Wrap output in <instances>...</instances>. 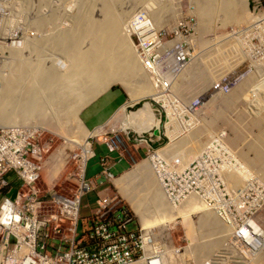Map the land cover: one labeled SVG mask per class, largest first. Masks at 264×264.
<instances>
[{"label":"rangeland","instance_id":"1","mask_svg":"<svg viewBox=\"0 0 264 264\" xmlns=\"http://www.w3.org/2000/svg\"><path fill=\"white\" fill-rule=\"evenodd\" d=\"M104 1V3L108 2L104 5L108 8L109 5H114L113 1L116 0ZM168 1L169 2H167V0H121L119 1L120 3H116L115 7L113 8L118 11L117 14L121 13V9L125 10L126 12H131L125 18V22L123 21L121 23L123 24V32L127 34V32L129 31L127 25L135 16L142 15L149 18L151 17L150 10L151 8H153V6H156L157 4H163V6L171 5L170 8L167 7L168 9L164 12V15L160 17V25L158 29H163V34H166L168 37H173L175 27L180 24L181 27H179V31L183 36H195L196 40H194V43L196 42V48H193L192 53L194 55V60L190 64L192 66V70L190 71L191 66L186 69V72H189L191 75L184 71L185 73H179L180 77L178 76L172 81L170 78H160L161 80H167V82L171 81V85L164 87V89L166 90V94L172 96L175 100H182L186 104L193 100L201 99L202 101L199 111L196 113L191 110L190 112L195 115H189L181 120L185 125L184 135H182L181 137L177 136L175 133L176 125L175 120L173 119L174 116H178V114L180 117V109H172L167 113L172 118L167 123L170 129L167 127V125L164 127L163 122L166 121V119L164 114L165 112L163 110H165L166 108L162 110V108H160L156 101L158 100V98L161 99V97H165L166 95L161 92L163 87L159 89L163 84L154 85V82L152 81L154 75L150 74L149 72V75L151 77L150 85L153 83V90L150 89L151 91L145 88V90L147 91H141L143 93L136 95V93L140 92L137 90V83L139 82V78L136 77L132 80L131 83L133 85L129 88L117 81L110 83L108 87H106L99 93L101 94L108 88H119L124 93H126V96L133 103L131 104L132 107L128 108L126 112L124 111L123 107L121 110L122 115H118V113L117 115L113 116L112 120L100 131L101 133L104 130L112 132L111 136L113 141H115L116 144H120V142L122 141L127 142L126 137L122 132V128L124 129L125 126L129 128L132 127L137 133L145 132L148 127H150L149 130H151V132L156 129L158 130L163 140H161V145L156 147L161 149L158 150V153L155 155V157L158 156L161 159L160 161H165L167 160L165 156H180L182 160L186 162L187 165H189L188 170L194 173L197 172L193 169L196 168V163L194 162L196 158L211 141L220 139L223 146H225L231 152L230 156L224 157L223 155V158H226L228 163L230 162L231 164H235V173L232 168L228 169L229 167L226 161H224V163H226L227 165H222L221 168L226 167L227 169H225L226 171L221 173L219 171H217L219 173L212 172L210 163L207 161H202L201 165L203 171L199 172L201 175L204 174L209 176V180L207 181V183L209 184L206 186L205 183L201 180L203 177H199L198 188L191 190V192L195 194H189L188 198L194 197L196 195L195 198L197 200V203L199 205L204 204L205 209L208 210L210 208V210L214 209V207L209 203H217L218 210L220 212V215L217 218L222 223V226L226 227V229L229 228V230H227L228 233L226 231L228 235L224 233L226 236H224L225 238L223 239V241H221L217 246L214 245L213 249L206 255H204L200 261L195 260L193 257H191L192 255L189 251L193 250V246L196 245L195 243H198L199 241L209 243L210 241H214V239L220 236V234L216 233L215 231H210L209 234L202 235V239L199 240L196 238V227L201 216V212L199 210L188 211V213L186 212L184 216L173 215L174 217L168 218L166 220V223H164L163 225H161L159 222H153L151 223V228L148 229L146 227H143L140 218L131 209L129 203L125 200L123 193L119 191V188L114 184V182L117 181V179H126L122 180V183L126 186L125 191L128 192H126V194L131 196V198H135V196V199L139 198L140 200L138 201H141V205L144 204L142 202L146 203V199H144V201L142 200L143 197L148 196L147 190L149 189H147V187L150 188L148 186L149 181L147 183V180H144L146 177L141 176L142 174L138 171L137 168L140 165H144L147 167L151 165L148 164L145 158L138 159L137 161L130 160L128 162V166L122 164L113 167L110 170L113 174V180L111 182L105 181V193L102 195L105 198H117V200H119V205H122L127 209V212L133 218L132 223L128 226V230L140 232L142 234L140 230L141 228L143 230L145 229V232L151 229L150 232L153 233L154 236H157L155 237V243L158 245V249L162 252L161 255H164V253L167 255L169 264H201L204 262H213L216 264H264V177L262 176L261 172L258 173L261 166L257 168L255 162L253 161L256 158L257 151L256 149L252 148L251 145L255 142L257 137H260L261 134L264 133V120H261V118L259 117L260 115L264 117V94L258 91H254V89L252 90L253 85L256 81L255 76H252L251 79H249L248 77L244 78V81H242L233 90H231V92L224 93L223 95H218L217 93L212 92L210 90V87L213 83L220 80L224 75L229 74L230 71L232 72L233 69L236 70V66H232V69V67H230L229 65L228 67L231 69H229V72L227 71V69L218 66L220 62L219 60L221 58L216 51L221 47L215 45V37L220 36L227 30H229L232 26L237 25L225 23L222 24L221 27L220 22L216 20L217 22L214 21L213 24L201 28L199 26L200 16L198 14V9L200 8V6H204V1ZM20 2L22 4H25L26 0H0V3H2L0 4V9H2L0 10V15H2L0 16V26L8 24L7 19L10 18V11L12 10V8L15 7V9H21L19 8V6L22 5L20 4ZM28 2L31 3L30 5L34 6H32V8L31 6L27 7H30L32 9L31 10L29 8L31 13H35L34 9L37 4L38 6L39 3L41 4V0H29ZM51 2H54V5H50ZM78 2V0H43L42 8L43 10H45L44 12L51 11L49 12L51 15L55 10H57L55 16L58 14V19H56V22L53 23L56 26H54L52 23H48L45 28L46 31L44 30L45 32H38L35 30V35H38L37 40H41L44 38L43 36H41V34H47V32L52 33L51 31L54 32L61 26L62 28L67 26L69 27L71 25V14L75 15L74 13H76V8L79 5ZM237 2L238 6L239 4H241V6H239V9H241L244 14V8L248 0H237ZM131 3H136L137 5L135 6ZM94 5L96 6H94V11H89V14H91L93 20L99 21L101 19L99 15V9L102 7V3L95 2ZM254 7H262V3L258 0H254ZM3 11L5 14H3ZM17 14H20V12H18ZM35 14H40L41 16L43 13L39 11ZM50 15L47 13L46 18L50 17ZM52 27L53 29L55 27H57L58 29L55 28V30H53L51 29ZM34 32L32 33L34 34ZM145 35L147 37L149 36L147 34ZM206 44L208 45V49H206ZM86 47L87 43L85 41L81 44V48L84 49ZM215 47H217L216 50ZM211 48L213 49L211 50ZM20 50L23 58L32 56V54L29 55V50L24 46ZM134 53L136 55V52ZM49 55H51L52 57H45V66L49 67L53 63L52 62L50 64L51 60L55 61V63H57V61H61L59 62V64H61V68L63 67L62 56L57 51V48L56 51H52ZM253 57L258 59L256 56ZM231 63L233 62H229V64ZM139 65L141 64L139 63ZM262 69H264V64L262 66ZM182 75L186 77L183 78ZM246 80H249L248 83L245 82ZM236 88H239V90H236ZM95 92L96 94L93 95L94 97L91 96L92 98L90 99H94L97 95H99L97 91ZM84 105L85 104L79 106L78 112ZM65 109L66 114L65 112H62L64 113V115L61 118L55 119V121L53 120L54 118L50 117V115H46L45 119L40 118V120H38L39 123L37 120H35V122L34 120L23 122L16 121L15 123L9 125L0 122V126H5V130H14V134L21 133V138H25L26 141L33 142L35 145L38 144L43 149L44 160H48L46 162L43 161L40 178L37 181V186L41 190V193L46 194V192H56L59 195L61 194L67 197H71L76 188L74 179L76 178L77 173L79 171H82L83 169V166L81 165L82 161L78 158V156H80L81 154L83 155V160L85 157L82 147L80 146L83 137L79 138L78 135L81 131H83L84 128L77 117L78 112L74 120H72L71 118L65 117L68 116V112L70 110L68 108ZM159 113L162 116L161 120H164L162 122L161 128L159 125ZM119 116L123 118V124H119L118 120L121 118H119ZM180 128L181 130L183 129L182 124H180ZM236 130L237 132H239V134H237ZM83 132L89 135V133H87L85 129ZM99 132H97L96 134H98ZM191 132H196L199 135L195 134L194 138H191L190 136H193L189 135L191 134ZM96 134L94 136L97 137L98 135ZM103 134L100 137H103ZM159 134L157 135L158 137H160ZM176 141L178 142L177 145ZM86 142L90 144L88 138L86 139ZM104 153H107L106 149H104ZM173 153L174 155H172ZM52 157L55 158L54 162H52ZM57 159L58 163L56 164L58 165L55 164V162H57ZM250 161L252 163H250ZM125 168V172L119 174ZM149 168L150 171L146 172V174L149 173L150 175H152L150 176L147 174L150 179L153 180L154 184L156 183L157 185L161 186L162 184L156 172L153 170V168H151V166ZM95 171H99V168L96 167L92 169L91 167H89V176L92 175ZM218 174H221L223 177L228 178H226L225 180L220 177L223 180V183H220V181H217L219 176ZM230 180H232V184H235L232 185L230 183ZM47 184H50V187L52 188L51 190L46 189ZM150 185H153V183H150ZM159 186L157 187L159 188ZM153 187L156 188L155 186ZM161 190L164 191V188H162ZM90 196L92 198L96 197L95 191H91L89 193V197L82 198L79 213V216L81 218L90 216L91 211L95 207H97V205L95 206L94 200H91ZM186 200H184L183 203ZM183 203L181 204L183 205ZM181 204L178 205V203H172L170 205H172L173 208L178 209L181 207ZM87 206H89V208ZM214 211L216 212L215 209ZM252 222L258 226V230L255 231L254 235H252L251 231L249 229L247 230L246 228V226H249V228H251ZM242 228L248 231L249 236L245 235V237H243L244 239L240 240L238 238V233ZM82 229L83 227L80 223V225H78L77 227L78 234L82 231ZM241 232L244 233V230H242ZM169 243L176 250L187 249V254L184 257H181L179 254L180 252L176 251L175 249L173 250L174 253L179 254V256L176 254L175 256L173 253H171L170 249L166 251L164 248H167ZM253 245L255 246V251L252 250L254 248ZM189 248L191 249L189 250ZM163 257L164 258H162L161 256L160 258L164 263L165 256Z\"/></svg>","mask_w":264,"mask_h":264},{"label":"bare ground","instance_id":"2","mask_svg":"<svg viewBox=\"0 0 264 264\" xmlns=\"http://www.w3.org/2000/svg\"><path fill=\"white\" fill-rule=\"evenodd\" d=\"M17 1H20V0H17ZM28 1L29 0H26L25 4H22L20 2V4L22 5L19 6V8L21 9H15V7L12 8V10L10 11V18L7 19L8 24L0 26V35H4L2 46L4 48H7L5 51L7 54H5L4 57H2L3 59L0 62V122L1 123L3 122L4 124L9 125V124L15 123L16 121L23 122V121L34 120L35 122V120L38 121L40 120V118L45 119L46 115H50V117L54 118L53 120L55 121V119L61 118L64 115V113L62 112H65L66 110L65 108L70 109L68 112V116H65V117L71 118L72 120H74L78 112L79 106L90 102V100H92L90 99L92 98L91 96L96 94L95 91H97L99 94L102 90L108 87L109 84L112 82L118 81L124 84L125 86H127V88H129L133 85L131 83L132 80L138 77L139 82L137 83V90L140 92L136 90L138 92L136 93V95L143 93L141 91H147V90L151 91L150 89L153 90V86H152L153 83L150 85L151 77L149 75V71L145 70L142 67V65H139L138 63L139 60L137 58V55H135L134 53L135 48H134L132 39L130 37L131 32H128L127 33L128 35H127L126 33L123 32L124 29L122 30L123 24L121 23L125 20V18L131 12H126L125 10L121 9L120 10L121 13L117 14L118 11L115 8H113L115 7V4L116 3L119 4L120 3L119 1L121 0L113 1L114 5L112 6L109 5L108 8L104 6L105 4L108 3V2L104 3L105 2L104 0H78L79 5L76 8L77 11L76 13H74L75 15L71 14V18H70L71 25L69 27L67 26L63 28L61 26L59 27V29L57 28L58 27L57 26L55 28H57L58 30L54 32L51 31L52 33L47 32V34H41V36L44 37L41 40H37L38 35H35V32L36 31L45 32L46 31L45 28L48 23H52V24L55 23L56 22L55 20L58 19V14L55 16V13L57 12V10H55L51 15L49 13L51 11L44 12L45 10H43L42 8L43 0H41V4L39 3V6L37 4L34 9L35 13L39 11L43 13L40 16V14L37 15L35 13L30 12V9L32 8L33 5H30L31 3H29ZM202 1H204L203 3L204 6L202 7L200 6V8L198 9L199 10L198 14L200 16L199 26L201 28H204L210 24H213L214 21L216 20L220 22L221 27H222V24H225V23H231V24L237 25V27H240L242 24L248 23L251 20V17L249 15L250 11H248L247 4L244 8L245 9V12H244L245 15H244L243 11L239 9V6H241V4H239L238 6L237 0H202ZM258 1L262 3L261 0H258ZM95 2L102 3V7L100 9L98 8L100 11L99 15L101 17L99 21L93 20L91 14H89L90 13L89 11L94 9ZM167 2L169 1L167 0ZM131 4H134L135 6L137 5L136 3H131ZM50 5H54V2H51ZM28 6H31V8L30 7H29L30 9L27 8ZM167 7L170 8L171 5L163 6V4L162 5L157 4L156 6H153V8H151L150 10L151 12L150 19H152L154 25H156L157 27H159L160 17L164 15V12L168 9ZM18 12H20V14H17ZM47 13L50 15V17L48 18H46ZM3 14H5L4 11H3ZM253 21L254 20H251V22ZM53 27L51 29H53ZM55 28L53 30H55ZM25 31L31 35L28 37L27 36L21 37L19 41H15L13 39L15 35H17L19 32L25 33ZM237 31H238V28H235L234 31L230 35H227L222 40L223 47L220 46L222 49L218 48L219 50L216 51L221 58L219 60L220 62L218 66L221 68L227 69L228 72L230 69L228 67L229 65L230 67L232 66L235 67V65L237 64L247 63L250 59H251V62L256 60V58L254 57L251 58V55L245 54V52H240L235 46L237 42L236 36H239V33H237ZM32 32H34V34ZM128 36L130 39L128 38ZM85 41L87 43V47L82 49L81 44ZM176 44H177L176 42L169 43L168 47L174 48ZM23 46L29 50L30 52L29 55L32 54V56L28 58H23L21 54V50H20L23 48ZM205 46H207L206 49H208V45L206 44ZM56 48L59 54L62 56L63 67L61 68V64H59V62L61 61H57V63H55V61H51V60H50V64L52 62L53 63L49 67L45 66L44 65L45 57H48V58L52 57L49 54H51L52 51H56ZM216 48L217 47H215V50ZM209 49H210V45H209ZM212 49L213 48H211V50ZM228 61L229 62L232 61L233 63L229 64ZM141 63L142 62H140V64ZM190 66L191 65H189L188 67ZM255 66L256 67L253 69V71L260 69L258 65H255ZM188 67L186 69H188ZM190 68H191L190 69L191 71L192 66ZM245 68L246 67L234 70L232 72V75H236L237 73H240L242 70H245ZM186 69L184 70L185 72L187 71ZM157 70H158V67H156V69L153 72H150V74H153L154 76H156ZM184 71L180 73L183 74L185 73ZM186 73L190 74L189 72H186ZM229 73H231V71ZM163 75L164 74L162 73L161 76ZM184 77L186 76H183V78ZM145 88L147 90H145ZM167 127L169 128V125H167ZM83 131L79 133L80 136L78 135V137L79 138L83 137V139L81 140L82 142L80 141L81 142L80 146L82 147V150L85 154L84 160H86L88 158H91L92 156L88 157L89 146H88V143L86 142L88 135ZM10 134H13L15 137L19 136L25 146H28V145L31 146L34 144L33 142L26 141L25 138H21L20 136L21 133L14 134V130H12ZM195 134L199 135L196 132H193V133L191 132V134L189 135H193L190 137L194 138ZM177 144L178 142L176 143V145ZM172 155H174V153ZM81 156L83 158L82 154ZM154 158L159 161L161 160L158 156ZM47 160L48 159H46L45 162ZM52 160H53L52 162H54L55 158L52 157ZM84 160L83 159L81 160L82 161L81 165L83 166V168H84ZM56 163L57 162H55V164ZM149 167L144 166V165H140L137 167L138 171L142 174L141 176L146 177L144 180H147V183L149 181L148 186L150 187V188L147 187V189H149L147 190L148 191L147 192L148 196H146L147 198L143 197V200H142L144 201V199H146L147 202L146 203L142 202L144 203L142 205L140 203L141 201H138L140 200L139 198L135 199L136 198L135 196V198L132 197L134 198L132 199L131 196L126 194L127 192L125 191L126 186L122 183L123 182L122 180L124 178L122 180L117 179V181H115L114 184L119 188V191L123 193L125 200L129 203L134 213L138 215L142 226L148 229L151 228V223L153 222L154 223L159 222L161 225H163L164 223H166V220L168 218L174 217L173 215L184 216L186 212L188 213V211L199 210L201 212V216L199 218V222L196 227V230H197V233L195 235L196 238L200 240L203 238L202 235H207L209 234L210 231H213V232L215 231L216 233L220 234V236L215 238L214 241H210L209 243L200 242V241L198 243H195L196 245L193 246L194 248L192 247L193 250L189 251L191 252V255H192L191 257H193L195 260L201 261L202 257L206 255L208 252H210L213 249L214 245L217 246L218 244H220L221 241H223V239L225 238L224 236H226L224 233H226V231L229 230V228L226 229V227L222 226V223L217 218L220 215L217 203L215 202L209 203L211 206L214 207L217 214L214 211V209L210 210L211 209L210 208L208 210V209H205L204 204L199 205L195 198L196 195L195 196L192 195L194 197L188 198L184 203L183 201L186 198L181 200L182 201L181 203H183V205L180 203L181 204L180 208L178 209L173 208L172 205H170L172 203L169 202L170 201L169 197L165 195L167 193L166 190L164 191L161 190L164 187L162 185L159 186L156 183L154 184L153 180L150 179V177L148 176L150 174L149 173H147L148 175L146 174V172L150 171ZM182 170L184 171V169ZM235 171L236 170H234V173ZM259 172H261L262 176L264 177V164L261 165L258 173ZM218 175L219 176H218L217 181H220V183H223V180L220 177H222L225 180L226 178H228V177H223L221 174H218ZM15 177L18 180L16 175ZM197 177L198 175L194 176V178H197ZM202 177L203 178L201 180L207 186L209 184L207 183V181L209 180V176L203 175ZM39 178H40V174H39ZM112 180L113 178L110 180V182ZM232 180H230V183L232 182ZM37 181L35 182L34 187L39 192L40 195H47L48 193H51L52 195L59 196V194L56 192H46V194L41 193V190L37 186ZM150 183H153V185H150ZM103 184H106V183L103 182ZM153 186H155L156 188H154ZM157 186H159V188ZM24 190L26 191V189ZM31 194L32 193H28V195H31ZM192 194H195V193H192ZM61 196L63 198V204L66 205L67 207H72L70 205L71 203H69V199L72 198V195L71 197H67L64 195H61ZM36 197L40 199L37 194H36ZM43 201L49 202L50 194H49V198ZM81 202H82V199H81ZM80 207H81V203H80ZM73 208L76 209V207H73ZM51 210L53 213H56V208L52 207ZM79 213H80V208H79ZM55 227H58L60 229L64 227L65 229H68L67 231H63L65 233H69L72 229L71 225L68 222H64L60 219H56L47 230V234L49 237H52L53 235H55L56 233ZM140 230L142 232V234L141 233L140 234L143 239L142 248L145 249L144 254L147 259L146 258L143 260L138 259L136 261L128 262L127 264H148L150 260L151 261L149 264H164V263L169 264L167 260V255L165 253L164 255H161L162 252L158 249V245L155 243L156 241L155 237L157 236L156 235L154 236L153 233L150 232L151 229L146 232L144 231L145 229L143 230L141 228ZM257 230H258V226L252 222L251 223V234L254 235L255 231ZM245 235L249 236V233L248 231L244 230V233L241 232L238 235V238L240 240H243L244 239L243 237H245ZM170 246L172 245L169 243L168 247L164 249L166 251L170 249L171 253H173L174 255L176 254L178 256L180 254L181 257H184L187 254V249L176 250L175 248H173V246L172 247ZM174 249L180 253L179 254L174 253L173 251ZM190 249L191 248H189V250ZM19 254L13 258L15 261V264H38L37 260L42 261V258L36 259V255H39V254H36V255L31 254V250L27 252H25L24 250L23 252H20ZM19 256H21L20 259H19ZM33 256L35 258H33ZM161 256L162 258H164L163 256H165L166 261L164 260V263L160 258ZM6 264H12V262L10 261V263L8 262Z\"/></svg>","mask_w":264,"mask_h":264},{"label":"built area","instance_id":"3","mask_svg":"<svg viewBox=\"0 0 264 264\" xmlns=\"http://www.w3.org/2000/svg\"><path fill=\"white\" fill-rule=\"evenodd\" d=\"M247 8L250 11L251 20L254 21L250 20L240 27L232 26L220 36L215 37V45L221 46L222 40L238 28L239 36H236L235 46L240 52L251 55V58L256 56L258 59L253 62L250 59L247 63L235 65L236 69L246 68L236 75H232L233 69L231 73L213 83L210 90L218 95L231 92L244 81V78H249V76L256 77L252 90L264 93L262 91L264 90V69H262L264 64V0H262V7H254V0H248ZM179 27H181L180 24L175 27L173 37H168L163 34V29H158L154 25L150 17L142 15L134 17L127 25L142 67L149 72H153L158 67L157 75L152 78V81L154 85L163 84L159 89L163 87L161 92L166 95L156 101L162 110L166 108L163 110L166 121L161 120L162 116L159 113L160 128L162 122L165 127L172 119L167 113L178 108L182 113L180 117L173 118L176 125L175 133L177 136H182L185 125L181 120L189 115H195L190 111L197 113L202 100H193L185 104L182 100L177 101L166 94L164 89L170 86L171 81L177 78L180 72L184 71L194 60L192 53L193 48H196V42L194 43L196 38L193 35L183 36ZM30 35L26 31L25 33L19 32L13 39L19 41L21 37ZM3 39L4 35H0V62L7 54L5 52L7 48L2 46ZM173 42H177L174 48L168 47V44ZM255 65H258L260 69L253 71ZM162 73L163 76H161ZM160 77L170 78L171 81L161 80ZM180 124L183 125L182 130ZM11 131L0 126V198H2L0 201V264L10 263V261L15 264L13 258L24 250L25 252L31 250V254H39L36 255V259L42 258V261L37 260L38 264H127L146 258L145 249L142 248V236L140 232L128 230L133 218L124 206L119 205L117 198H98L97 207L90 213V216L79 217L81 199L93 190L92 184L84 176L87 159L84 160L83 171H79L74 179L76 188L72 198L69 199L72 207H67L63 204L61 195L56 196L51 193L40 195L35 189L34 184L39 178L43 161H45L43 149L38 144L37 146L35 144L25 146L19 136L15 137L10 134ZM125 135L134 145L145 148V160L149 165L151 164V168L159 177L170 203L180 204L181 200L187 199L188 195L193 193L191 190L198 188V179L204 175L199 172L203 171L202 161L209 162L212 172L215 173L224 172L227 169L226 167L221 168L222 165H227L224 163L227 160L223 158V155L224 157L230 156L231 152L223 146L220 139L211 141L196 158L194 161L196 168L193 169L197 172L194 173L188 170L189 165L180 156H165L167 159L165 161L154 158L161 148H153L151 145L156 138H161L160 134V137H156L153 131L149 130L132 134L127 132ZM107 147L110 152L117 149L114 145H107ZM78 158L83 159L81 155ZM99 165L101 167L99 177L103 182L110 181L113 175L110 171L112 165L109 159L100 158ZM228 167L236 170L235 164L230 162ZM9 173L17 176L21 188L23 187L26 191L22 188L24 191L16 192L14 197L8 195L9 184L6 175ZM195 175L198 177L194 178ZM28 193L32 194L28 195ZM36 194L40 199L36 197ZM49 194L50 201L44 202L43 200L49 198ZM52 207L56 208V213L52 212ZM56 219L68 222L72 229L69 233H65L63 231L68 229L55 227V235L49 237L47 230ZM80 223L83 229L78 234L77 227ZM246 228L251 231L249 226ZM242 230L245 229H240L238 235ZM252 250H255V246Z\"/></svg>","mask_w":264,"mask_h":264},{"label":"crops","instance_id":"4","mask_svg":"<svg viewBox=\"0 0 264 264\" xmlns=\"http://www.w3.org/2000/svg\"><path fill=\"white\" fill-rule=\"evenodd\" d=\"M249 79H251V76H249ZM248 81L249 80H246L245 82L248 83ZM239 88H236V90H239ZM131 104L133 103L126 96V93H124L121 89L108 88L106 91L97 95L94 99H92L90 102L85 104L78 112L77 117L79 119V122L81 123L83 128L87 131V133H89L88 140L91 144V146L90 144H88L89 146L88 157L90 156L92 157L88 158L85 162V169H84L85 175L84 176L92 184L93 186L92 192L95 191L96 197L92 198L90 196L91 200H94L95 206H96V201L98 200V198H104L102 194L105 193L104 186L106 185V184H103V180L101 179V177H99V173L101 171V167L99 165L100 158L109 159L112 165L111 169L113 167H116L117 165H122V164H125L126 166H128L129 165L128 162L130 160L137 161L138 159L145 158V148H141V147L134 145V143L131 140H128L127 138H126L127 142L122 141L120 142V144H116L115 141H113L112 139V136H111L112 132H108L107 130H104L103 131L104 134H103V132L101 133L100 131L112 120L113 116L117 115L118 113H119L118 115L120 114L122 115L121 110L123 107H124V111L126 112L128 108L132 107ZM120 117L121 116H119V118ZM259 117L261 118V120H264V117L262 115H260ZM118 122L119 124H123V118L121 117L118 120ZM149 129L150 127L147 128V130ZM97 132L99 133L96 134ZM122 132L124 136L126 137L125 133L128 132L132 134L133 132H136V131H134L132 127L129 128L125 126L124 129L122 128ZM95 134L98 136L97 137L94 136ZM102 134H103V137H100L102 136ZM237 134H239V132H237ZM161 140L163 139L156 138L154 143L151 146L153 148L160 146ZM107 145H114L117 147V149L114 152H110ZM251 145H252V148L256 149L257 151L256 158L253 161L255 162V165L257 166V168H259V166L264 164V133L261 134L260 137H257L255 142ZM104 149L107 150V153H104ZM57 163H58V159H57ZM250 163L252 162L250 161ZM89 167H91L92 169L98 167L99 171H95L92 175L89 176ZM126 168L123 169L119 174L124 173ZM6 178L9 184L8 195H10L11 197H14L16 192L24 191L21 188L20 182L16 179L13 173L7 174ZM46 189L47 190L52 189L50 187V184L49 185L47 184ZM84 197H89V193ZM1 200L2 198H0V201ZM87 207L89 208V206Z\"/></svg>","mask_w":264,"mask_h":264},{"label":"water","instance_id":"5","mask_svg":"<svg viewBox=\"0 0 264 264\" xmlns=\"http://www.w3.org/2000/svg\"><path fill=\"white\" fill-rule=\"evenodd\" d=\"M153 134L157 136V135L159 134L158 130L155 129V130L153 131Z\"/></svg>","mask_w":264,"mask_h":264}]
</instances>
